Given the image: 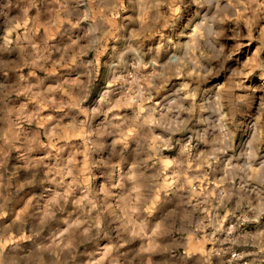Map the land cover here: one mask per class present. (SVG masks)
<instances>
[{"label": "rangeland", "instance_id": "rangeland-1", "mask_svg": "<svg viewBox=\"0 0 264 264\" xmlns=\"http://www.w3.org/2000/svg\"><path fill=\"white\" fill-rule=\"evenodd\" d=\"M0 264H264V0H0Z\"/></svg>", "mask_w": 264, "mask_h": 264}, {"label": "bare ground", "instance_id": "bare-ground-1", "mask_svg": "<svg viewBox=\"0 0 264 264\" xmlns=\"http://www.w3.org/2000/svg\"><path fill=\"white\" fill-rule=\"evenodd\" d=\"M22 85H23V84H22ZM22 87H23V86H22ZM207 95H208V94H207ZM209 96H210V95H209ZM206 98H207V97H206ZM14 124H15V123H14ZM9 126H10V125H9ZM251 130H252V129H251ZM248 135H249V134H247V136H248ZM25 159H26V158H25ZM27 160H28V159H27ZM30 160H31V159H30ZM35 160H36V159H35ZM22 161H23V160H22ZM25 161H26V160H25ZM33 161H34V160H33ZM43 161H44V160H43ZM43 161H42V162H43ZM28 162H29V161H28ZM28 162H27V163H28ZM34 162H35V161H34ZM24 163H25V162H24ZM45 163H46V162H45ZM29 164H30V163H29ZM31 164H32V163H31ZM31 164H30V165H31ZM48 164H49V163H48ZM26 166H27V165H26ZM44 168H45V167H44ZM42 169H43V168H42ZM46 169H47V168H46ZM44 170H45V169H44ZM51 171H52V170H51ZM118 172H119V171H118ZM50 193H51V192H50ZM51 194H52V193H51ZM46 210H47V209H46ZM130 240H131V239H130ZM59 249H60V248H59ZM59 252H60V251H59ZM62 252H63V251H62ZM64 252H65V251H64ZM7 258H8V257H7ZM7 258H6V259H7Z\"/></svg>", "mask_w": 264, "mask_h": 264}]
</instances>
